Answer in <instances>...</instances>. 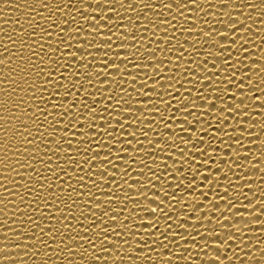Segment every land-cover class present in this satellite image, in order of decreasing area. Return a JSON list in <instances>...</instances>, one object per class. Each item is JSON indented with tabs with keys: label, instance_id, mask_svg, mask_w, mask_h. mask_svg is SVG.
Listing matches in <instances>:
<instances>
[{
	"label": "bare ground",
	"instance_id": "obj_1",
	"mask_svg": "<svg viewBox=\"0 0 264 264\" xmlns=\"http://www.w3.org/2000/svg\"><path fill=\"white\" fill-rule=\"evenodd\" d=\"M168 2L174 7H157ZM188 7L190 11H175V0H43V5L39 0H0V60H6L0 64V264H97L92 255L102 258L98 264H264V215H258L264 212V0H197ZM93 16L111 18L101 29L111 40L91 32L99 27ZM230 24L236 27L229 29ZM75 28L79 32L69 30ZM206 31L212 36L205 37ZM227 31L228 36L219 35ZM64 41L72 48L65 49ZM77 41L84 48L76 49ZM103 43L111 49L97 48ZM68 51L87 58L69 59ZM103 59L119 69L97 73ZM154 66L161 70L158 75ZM76 72L79 81L72 76ZM146 77L150 79L142 84ZM45 79L64 87L46 85ZM241 83L243 90L235 87ZM33 85L45 91H35ZM65 87L77 99L60 115L71 97L54 105L56 97L49 94L62 96ZM198 91L208 103L196 100ZM107 96L112 105L103 111ZM233 103L240 108L236 113L221 112ZM87 105L95 107V119H85ZM187 105L194 107L191 115ZM151 107H158L160 115ZM121 123L124 128L117 127ZM24 128L28 132L17 135ZM125 140L132 147L116 161L120 171L91 161L92 155L102 160L109 151L116 157L119 148L129 147L121 144ZM88 143L102 150L93 152ZM193 176V188L186 190ZM224 195L230 204L221 199ZM97 203L104 207L97 209ZM180 222L187 229L179 228ZM148 223L155 227L149 229ZM237 223L240 232L232 227ZM167 225L171 227L165 230ZM228 235L237 239L224 248L204 246L203 241L223 243ZM105 236L108 240L101 244Z\"/></svg>",
	"mask_w": 264,
	"mask_h": 264
},
{
	"label": "snow or ice",
	"instance_id": "obj_2",
	"mask_svg": "<svg viewBox=\"0 0 264 264\" xmlns=\"http://www.w3.org/2000/svg\"><path fill=\"white\" fill-rule=\"evenodd\" d=\"M120 2L123 3V0H120ZM141 2H143V0H141ZM39 3L43 5V0H39ZM97 3H99V2H97ZM225 3H226V2H225ZM188 4L195 5V4H197V0H188ZM188 4L183 3L182 0H175V11L179 12L181 8H184V9L190 11V9H189V7H188ZM160 6H163L164 8H167V9H171V8L174 7V4H173L172 2H168V3H162V5H157V7H160ZM258 6H259V5H253V7H258ZM44 7H47V5H44ZM129 7H130V5H129ZM101 11H102V10H101ZM107 11H108V12H115V9H114V8H109V9H107ZM93 12H96L95 9H93ZM85 19L87 20V19H89V18H88V17H85ZM90 19H92L93 21H95V23L99 26V27H91V32H92L93 34L102 37V40H111V39H112L111 36L103 37V32L101 31V29H103L104 25H108V24H109V21L111 20V18H110L109 16H107V17H105V16H101L100 20L106 21V23H104V24H101V23H100V20H97L95 16L91 17ZM129 19H130V18H129ZM66 23H67V21L64 20V24H66ZM158 23H161V24H170V21H159ZM225 23H227V22H225ZM37 27H39V26H37ZM235 27H236L235 24H230V25H228V28H229V29H234ZM167 29H168L167 27L164 28V31H163V32H164V33H167V32H168ZM40 30H41L42 32L44 31L43 29H40ZM69 30H70L71 32H73V33L79 32V29H78V28H75V29H69ZM60 31L63 32L64 29L61 28ZM188 32H192V31L189 29ZM57 35H59V33H58ZM115 35H116L118 38H120V39H125V37H121V36L117 35L116 33H115ZM203 35H204L205 37H211V36H212V31H206V32H203ZM219 35H222V36H228V35H229V32L227 31V32H225V33H219ZM164 37H168V36L165 35ZM170 39H171V38H169V39L167 40V42H168ZM163 41H164V40H163ZM62 43L66 45L65 49L72 48V44H71V43H69V42H67V41H64V42H62ZM164 43H165V41H164ZM231 43H232V42H231ZM77 44H79V46L76 47V49H82V48H84V44H80L79 41H77ZM232 44L234 45V43H232ZM103 45H108L107 49H111V44H110V43H103V44H101L100 47H97V48H104ZM41 47H42V46H41ZM224 47H225V46H223V45L221 46V48H224ZM76 49H75V52H76V53H80V52H79L78 50H76ZM56 51H57V50H56L55 48H53V51H51V52H52V53H56ZM245 51H247V50L245 49ZM151 52H155V50H151ZM60 55L63 57L65 54H64V53H60ZM67 55H68L69 59H71V58H76V59H78V60H85V59L87 58L86 55H85V56H79V55L73 54V51H68V52H67ZM88 55H91V54H88ZM108 55H109V53H107V52H103V55H102V56H108ZM150 56H152V55H150ZM180 56H183V52H181ZM22 59H25V57H23ZM135 59H136V57H135ZM179 59H180V57H179ZM114 60H115V59H114ZM121 60H125V59H121ZM5 61H6V60H0V64L5 63ZM224 63H225V64H229V60H227V59L224 60ZM100 64L103 65V66L101 67V71H100V72H97V73H100L101 75L103 74V71H102L103 69H108V68L119 69L118 66H117V67H112V66L115 65L116 63H111V64H109V62H108L107 59H103V60H101V61H100ZM55 66H56V65H55ZM70 66H71V65H69V67H70ZM206 66H207V65H205V68H207ZM28 67H32V65H28ZM51 67H52V66L50 65V69H51ZM56 67H57V66H56ZM60 67H62L61 64L59 65V68H60ZM80 67L87 68V65H80ZM134 67H136V68H140V66H139L138 64L134 65ZM65 69H66V68H65ZM157 69H159V71L161 72L159 66H154L153 71H154L155 75H158V73H157ZM97 73H95L96 76H97ZM60 75L62 76V79H63V73H61ZM87 75L92 76V74H90V73H87ZM45 76H46V77H52V75H51L50 72H45ZM72 76L79 77V79H76L75 81H79V80H80V73H79V72L72 73ZM233 76H235V75H234V71L231 73L230 76H228V80H233V79H232ZM147 79H150V77H146L145 80H143V82H141V83H142V84H145V83L147 82ZM104 81H107V80H104ZM156 81H159V80H155V81H154V84H155ZM206 81H209L210 83L213 82L210 78H207V76H206ZM43 83L46 84V85L52 84V86H53V87H56V88H59V87H61V86L64 87L63 84L61 85L60 83H53V80L50 81V80H48V79H45V80L43 81ZM109 84H110V83H109ZM71 85H72V87H76V86H77L76 83H75V84H72V83H71ZM242 85H243V84L241 83V84L235 85V87H238L239 89L243 90L244 88H243ZM80 86L82 87V83L80 84ZM202 87H203V86H202ZM33 88L35 89V91H41V92L45 91V89H42V88H41V89H36V88H35V85H33ZM67 89H69V88H66V87H65V91H64V94H63L62 96L60 95V92H56V93H51V94H49V98H52L53 95L56 97V100H54V102H53L54 105H55V102H56V101H59V100H60V98H63V97H71V99L69 100V101H70V104L68 105L67 108H64L63 112L60 113V115H64L65 113L68 112V109L73 108L74 105H73L72 101L77 99V96H76V95L73 96V93H74V92H69ZM142 89H143V88H142ZM153 89H155V87H153ZM76 91H77V88H76ZM198 92H199V91H198ZM241 92H242V91H241ZM199 93H200V95L196 96V100L203 99V100L207 101V103H208V98H207L206 96H204L203 93H201V92H199ZM33 95H34V93H33ZM144 96L151 97V96H149V95H147V94H145ZM190 97H192V96H191V95H189V96H185V97H184V100L187 101ZM173 98L175 99V97H173ZM218 98H219V97H218ZM255 98L258 100V99H259V95H258V96L256 95ZM110 100H112V98L109 97V96H107V97H106V100H105V101H106V106H105L104 109H102L103 111H107V108H108L107 105H112V104H109V103H108V101H110ZM149 100H151V99H149ZM80 101H81V97H80ZM177 103L179 104V103H181V101L178 100ZM213 103H214V102H213ZM213 103H212V104H213ZM85 104H86V101L84 100V97H83V106H84ZM170 104H171V103H169L167 106H169ZM212 104H211V105H212ZM240 104H243V103L241 102ZM2 105H3V104L0 103V106H2ZM152 105H154V104H152ZM233 105H234L233 107L222 108V109H224V111H221V109H220V111H221V112H225V111H226L227 113H236V112H237V109H240V108H239V106L236 105L235 103H233ZM83 106H81V107H83ZM60 107L63 108V107H64L63 104H61ZM87 107L89 108V111H88V113L85 115V119H95L96 117L93 115L94 113H96V109H95V107H92V106H90V105H87ZM211 107H212V106H211ZM113 108H116L117 111H119L118 105H113ZM192 108H194V107H190V105H187V106L184 107V109H187V112H186L187 115H191V114H192V113H191V109H192ZM150 109H157L154 113H156L157 115H160L159 110H158V107H151ZM176 109H179V112L182 111V109H181L180 107H177ZM38 110H39V109H37V111H38ZM80 111H81V108H76V113H80ZM32 114L35 115V112L32 113ZM71 115H72V114H69L70 117H71ZM0 119H2V118H0ZM78 121H79V118H78L75 122H73V123L71 124V127L74 128V127L76 126V124H77ZM184 122L187 123L186 120H185ZM197 122H199V121H197ZM116 125H117V127H119V128H124V127H125V124H124V123L116 124ZM67 127H69V125H67ZM117 127H115V128H117ZM165 127L167 128V125H165ZM115 128H113V129H115ZM181 130L183 131V129H181ZM100 131H102V132H106V131H107V127H106L105 129H103V130H100ZM24 132H28V131H27V128H24V130H23L22 132L17 133V135L23 137V136H24ZM81 133H82L81 136H83L84 133H83V132H81ZM31 134H32V133L29 132V135H31ZM141 134L147 136V133L143 132V130H142ZM97 135H98V132H97ZM109 135H111V133H109ZM129 135H131V136H133V137L136 136L134 133H130ZM229 138H231V137H229ZM90 140H91V139H90ZM112 140H116V139H112ZM201 141H203V140L201 139ZM237 141H239V140L237 139ZM25 142H26V143H29V144L32 143V141H28L26 138H25ZM67 142L70 143L69 141H67ZM81 142H83V140H82ZM137 142H138V143H141L140 141H137ZM118 143H121V142L118 141ZM150 143H153V142L150 141ZM121 144H122V145L127 144L129 147H122V148H119V149L117 150V155H116V157H113L112 154H111V152L109 151L108 153L105 154V156H104V158H103L102 160H98V159H97V157H99V156H97V155H92V156H91V161H101L99 164H103V165H105V166H108L109 164H111L113 168H116V169H118V170L120 171L119 164L116 163V161H121V160L123 159V156H121V152L126 153V148H131V147H132L131 142H130V141H127V140H125V141L122 142ZM156 146H157V145H156ZM88 148H92V143H88ZM88 148L85 149V151H87ZM101 150H102V147H95V148H92V151H93V152H100ZM77 151H78V150H77ZM198 153L201 154L200 152H198ZM132 158H133V157H132ZM209 159H210V158H209ZM85 160H87V157H86ZM85 160H84V161H85ZM68 161H72V163L74 162V160L72 159V157L67 158V162H68ZM192 161L195 162L194 159H193ZM0 162H2V161H0ZM86 164H88L89 167H92L91 163H86ZM77 166H79V165H77ZM237 167H239V166L237 165ZM218 169H220V168L218 167ZM104 171L107 172L106 170H104ZM126 171H127V169H125L124 172H126ZM88 175L92 176V175H91V172L88 173ZM107 175H108V174H107ZM107 175H99V176H107ZM94 177H95V176H94ZM111 177H116V176H115V175H112ZM129 179H130V176H129ZM184 179L187 180L188 178H187V177H184ZM195 179H196V176H193L192 179L188 181V184L185 185L186 190H188V189H192V188H193V187H192V183H193V181H194ZM208 179H209V177H208V176H205V180H208ZM78 180H83V176H79V177H78ZM156 180H157V181H160V178L157 177ZM90 181H91L92 185L94 186V185L96 184V177H95V179H92V180H90ZM125 183H127V181H125ZM182 183H183V181H181L180 183H178V184L176 185V189H177V190H180V184H182ZM230 183H231V182H230ZM134 184H135V183H134ZM149 184H150V183H149ZM41 187H43V184L41 185ZM152 187L154 188V185H152ZM129 188H132L131 185H129ZM188 192H189V191H188ZM143 193H144V192H141V194H143ZM225 193H227L226 190H225ZM201 195H204V193L201 192ZM78 196H81V195L78 194ZM144 196H146V195H144ZM164 196H165V197H168V199H170V200H176V196H174V195H172V194L170 195L168 192H165V193H164ZM206 197H207V196H205V198H206ZM226 197H227V195L221 196V199H224L225 201H227V202L230 204L231 202L228 201L227 199H225ZM117 199H118V197H117ZM153 199L159 201L160 204H163V201L160 200L159 197H156V198H153ZM110 201H113V200H110ZM110 201H109V202H110ZM73 202H75V201H73ZM109 202H108V203H109ZM176 202H178V201H176ZM102 207H104V204H103V203H97V205H96V208H97V209H100V208H102ZM213 207H214V208H217V207H215L214 205H213ZM158 208L160 209L161 212H163V209L160 208L159 205H158ZM253 208L255 209V208H256V205H254ZM150 211L153 212V213L156 212L155 209H152V210H150ZM193 212H195V211H193ZM213 212H215V211H213ZM105 215H108V213H105ZM258 215H264V212H261V213L258 214ZM204 217H207V216H204ZM167 218H168V219H171V217H167ZM111 219H112V220H116V217H115V216H112ZM224 219H227V218L224 217ZM208 220H210V219H208ZM217 223L219 224V223H221V221H217ZM184 224H187V223H181V222H180V223L177 224V226H178L179 228H182V229H187V228L182 227V225H184ZM148 225H149V227H148L149 229L155 227V225L152 224V223H148ZM67 227H70V225H68ZM170 227H171V225H167V227H166L165 230H167V229L170 228ZM223 227H224V228H227L228 226H227V225H223ZM232 227L235 229L236 232H240V231H241L240 226H239L238 223H237V224H233ZM108 229H109V228H104L103 231H104V232H108V231H109ZM41 231H43V229H41ZM111 231L114 232L115 229L113 228ZM116 234L119 235V233H116ZM147 234L151 235L152 232L149 231V232H147ZM48 235H49V236H52V232L50 231V232L48 233ZM159 235H161V234H159ZM170 235H172V236H174V237H179V239H184V240H186V239H185L183 236H181L178 232H175V233L172 232V233H170ZM207 235H209V236H221V235H223V233H222V232H207ZM193 239H195V237H193ZM236 239H237L236 236L228 235V236H227V240H225L223 243H222L221 241H219V240H212V241H210V242H209V241H203V243H204V246H205V247H207L208 243H211L214 247L224 248L225 245L227 244V241H229V240H231V241H235ZM105 240H108V237H107V236H105V237L103 238V240L100 241V243L103 244ZM112 243H115V242H112ZM164 247H167V245H164ZM99 250H100V251H111V249H99ZM149 250H150V246H149ZM145 255L147 256V252H145ZM214 258H215L217 261L220 260V257H219V256H215ZM3 259H4V260H7V259H9V257H3ZM91 259H92L93 261L97 262V264H98V262H99L102 258L99 257V256H94V255H92V256H91ZM103 259L106 260L107 257H104ZM116 259H117V258H116ZM118 259H120V257H118ZM129 259H130V258H129ZM149 259H150V257H149ZM228 259H229V258H228ZM229 260H230V259H229Z\"/></svg>",
	"mask_w": 264,
	"mask_h": 264
},
{
	"label": "clouds",
	"instance_id": "obj_3",
	"mask_svg": "<svg viewBox=\"0 0 264 264\" xmlns=\"http://www.w3.org/2000/svg\"><path fill=\"white\" fill-rule=\"evenodd\" d=\"M118 259V257H116Z\"/></svg>",
	"mask_w": 264,
	"mask_h": 264
}]
</instances>
